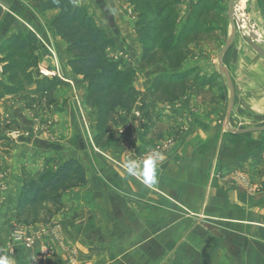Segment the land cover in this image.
Returning a JSON list of instances; mask_svg holds the SVG:
<instances>
[{
    "label": "crops",
    "instance_id": "crops-1",
    "mask_svg": "<svg viewBox=\"0 0 264 264\" xmlns=\"http://www.w3.org/2000/svg\"><path fill=\"white\" fill-rule=\"evenodd\" d=\"M42 1L0 0V40L8 33L34 32L39 39L36 49L48 50V54L39 50L36 58L52 69L54 53L63 64L69 56L49 25L56 11L43 12ZM70 1L85 6L106 35L110 31L123 41L112 58H125V43L134 39V19L126 14L125 5L114 0ZM248 6L247 19L256 35L264 38V0H249ZM237 8L244 9V0ZM242 26L249 33L245 23ZM228 35L229 22L226 39ZM124 63L134 65L126 58ZM223 65L234 89L229 127L264 126L254 119L246 122L243 115L252 104L264 112V59L237 33ZM163 70L138 71L135 89L147 90L156 71ZM64 71L67 80L81 79L68 67ZM152 110L165 117L151 118L149 123L137 103L131 112H122L115 132L123 135L117 140L103 150L90 140L84 160L64 158L81 162L86 184L66 192L62 210L53 218L54 231L63 236L64 245L55 246L57 256L49 264L62 261L64 250L73 252L75 264H264V130L228 131L222 105L187 93L179 102L157 101ZM237 121L244 125L236 126ZM168 140V148L151 150ZM140 146L155 156L153 183L144 182L145 162L138 164V175L126 170V163L133 161L131 150ZM1 200L0 196V206ZM45 238L38 235L32 248L12 242L10 264H36L33 260ZM4 248L0 243V258L7 255Z\"/></svg>",
    "mask_w": 264,
    "mask_h": 264
},
{
    "label": "rangeland",
    "instance_id": "rangeland-1",
    "mask_svg": "<svg viewBox=\"0 0 264 264\" xmlns=\"http://www.w3.org/2000/svg\"><path fill=\"white\" fill-rule=\"evenodd\" d=\"M198 1L179 0L178 2L166 1L156 3L154 6L155 12L152 15L139 10V22L140 24H146L148 17L156 19V14L162 10V21L166 16L172 15L174 37L176 38L184 27L191 8H194ZM204 1L207 4L202 10L201 18L197 22V29L193 36L190 35L191 39L186 43V48L184 49L183 47L181 52L175 56V61H179L178 65L181 71L187 70L191 73L190 79H196L195 85L203 79L209 80V84L202 88L195 86L187 94L193 97L200 96L205 102L219 103L222 105L223 111H225L227 109L229 92L223 75L218 71V53L223 47L227 36L228 19L226 7L228 0ZM248 1L244 0V9L249 12ZM114 2L116 4H124L126 14L129 18L134 19L132 29V37L134 39H128L129 42L125 43V50L123 51L124 57L130 63H134L133 66L130 64L129 67L135 69L136 74L138 71L142 72L149 68L167 69L168 59L161 49L160 36L156 43L146 44L151 47V52L145 54L143 60V40L146 38L144 34H148L147 39L151 38L153 34L150 33V37L149 30L144 25H142L143 27H139L141 32H137L135 25L137 12L134 11L128 0H114ZM166 5L169 6L166 7ZM41 17L46 20L48 18L44 13H42ZM52 17L49 18V22ZM43 18L40 19L43 20ZM164 26L162 24L161 28H164ZM10 34L12 33L6 34L0 40V43ZM104 34L111 42L107 50L109 59L114 61L121 60L122 67L128 68V66L124 67L125 58H118L117 60L112 58L118 54L115 50L117 49L116 51H118L120 49L117 45L119 43L122 44L123 41L116 35L111 34L110 31H108L107 35L105 32ZM0 36H2L1 31ZM40 48H30L28 54L35 58L39 50L48 54V50H45L44 47ZM151 53H154L153 57L150 56ZM54 54L56 60L52 69L46 68L48 66L41 63L39 58H36L37 74L40 77L58 78L65 82V86L59 87L55 91L53 101L49 106H39L38 104L27 106L25 105L23 95L5 96L0 101V137L7 139V142H9L8 148L3 146L0 149V196L2 197V204L0 206V243L1 245L4 243L5 248L3 251L7 249L5 258H7L8 264H10L12 254L15 252L12 242H20L24 248H32L37 242L38 235L45 236L46 238L42 241V245L39 248L40 253L38 256H35L33 262L36 264H41L42 262L49 264L53 256L55 257V254L57 256L56 250L64 245L62 244L63 236L54 231L52 223L53 218L58 213L47 223L41 222L27 225L21 222L16 211L21 197V188L25 181L37 179L43 169H54L64 158L77 156L84 160L85 153L89 151L87 144H89L90 140L93 143L95 134L96 112L94 109L88 107L84 101L86 83L82 79H77L78 82L74 79L72 81L67 80L63 75L65 68L68 67L66 66L67 62L63 64L56 53ZM150 61L155 63H150ZM159 73L156 71L155 76ZM0 79H4L2 65H0ZM184 96L170 102H179ZM57 109H61L62 113H58ZM246 110L247 112L243 114L246 117V122H249L247 119H254L253 121L257 122V124L264 125V112H259V104L247 105ZM163 117L165 116H160L152 110V120L153 118L160 119ZM152 120L147 121L151 123ZM55 123L59 124L55 126ZM235 125L241 127L244 125V122L239 124L237 121ZM122 133V131L115 132L114 130L111 134V141L117 140L119 135H123ZM169 143V140L158 143L157 147L155 146L151 150H163L170 146ZM104 148L96 147L97 150H103ZM151 150L144 152L143 146L133 148L131 150L133 161L138 165L139 163L146 162L149 158L153 159L155 156L152 155L153 152ZM35 174L38 175L35 177ZM65 194L66 192L63 194V197ZM52 233L54 237H52ZM28 239L31 240V243L28 242ZM55 246L57 249H55ZM63 254V260L59 262L56 260V264L77 263L72 251L64 250Z\"/></svg>",
    "mask_w": 264,
    "mask_h": 264
},
{
    "label": "trees",
    "instance_id": "trees-1",
    "mask_svg": "<svg viewBox=\"0 0 264 264\" xmlns=\"http://www.w3.org/2000/svg\"><path fill=\"white\" fill-rule=\"evenodd\" d=\"M178 2L179 0H128L136 11V30L144 25L150 33L143 42V57L151 52L148 43H156L159 36L161 49L168 59V67L156 75L151 86L144 92L135 89L136 70L123 68L121 60H111L107 50L111 44L105 37L94 17L83 5L70 0H43V12L56 11L49 25L56 35L65 43L69 58L67 66L73 74L86 83L85 104L96 112L95 134L93 143L97 148L106 147L111 142V134L122 122V112H131L137 103L140 114L145 120L151 119L154 104L159 100L173 101L191 91L195 86L203 87L209 80L203 79L195 85L189 71H181L179 54L197 29V22L206 7L204 0H199L191 8L186 23L179 35L174 37L172 15L162 21V10L156 19H147L146 24L139 22V10L150 15L155 12V4L159 2ZM171 4V3H170ZM169 5H166V7ZM3 9L0 6V19ZM164 24V28L161 25ZM143 27V26H142ZM39 43L37 35L32 31L12 33L0 43V101L5 96L23 95L25 105L49 106L55 91L65 82L58 78L40 77L37 74V60L28 51ZM151 57L154 53H151ZM150 63H155L150 61ZM8 140L0 137V149L9 147ZM86 184V174L81 163L69 158L59 163L54 169H43L37 179L25 181L21 188V197L16 211L21 222L27 225L49 222L62 209L63 194L71 189ZM33 212V213H32Z\"/></svg>",
    "mask_w": 264,
    "mask_h": 264
},
{
    "label": "water",
    "instance_id": "water-1",
    "mask_svg": "<svg viewBox=\"0 0 264 264\" xmlns=\"http://www.w3.org/2000/svg\"><path fill=\"white\" fill-rule=\"evenodd\" d=\"M238 3H239V0H228V3H227L226 16L230 24L231 31L223 47L220 49L218 53V71L220 74L223 75L226 85L228 87V92H229L224 126L228 131L238 133V134H245V133H250V132H255V131H263L264 126L257 127V128L244 129V130H236V129H232L231 127H229V119H230V115L233 109V102H234V89H233V85H232L229 73L223 65V57L226 51L231 46V44L233 43L236 34L242 33L246 42L251 47V49L264 59V38L256 35L255 27H253L251 22L247 19L248 11H245L244 15L242 14L241 11H237ZM248 9L251 10V7L248 6ZM243 22L245 23L246 28L248 29L249 33H245L242 27Z\"/></svg>",
    "mask_w": 264,
    "mask_h": 264
},
{
    "label": "clouds",
    "instance_id": "clouds-1",
    "mask_svg": "<svg viewBox=\"0 0 264 264\" xmlns=\"http://www.w3.org/2000/svg\"><path fill=\"white\" fill-rule=\"evenodd\" d=\"M155 166H156V161L153 160L152 158H149L145 162V171H144V182L145 183H153L155 182ZM126 170L129 174L131 175H138V165L135 161H129L125 165ZM0 264H8L7 258H0Z\"/></svg>",
    "mask_w": 264,
    "mask_h": 264
},
{
    "label": "bare ground",
    "instance_id": "bare-ground-1",
    "mask_svg": "<svg viewBox=\"0 0 264 264\" xmlns=\"http://www.w3.org/2000/svg\"><path fill=\"white\" fill-rule=\"evenodd\" d=\"M238 5V4H237ZM237 11H238V8H237ZM241 12H242V14L244 15V12H245V9H241L240 10ZM244 23V22H243ZM243 27V26H242ZM245 27H246V25H245ZM244 29V28H243ZM245 30V29H244ZM230 31H231V27H230V24H229V34H230ZM245 33H246V31H245Z\"/></svg>",
    "mask_w": 264,
    "mask_h": 264
},
{
    "label": "built area",
    "instance_id": "built-area-1",
    "mask_svg": "<svg viewBox=\"0 0 264 264\" xmlns=\"http://www.w3.org/2000/svg\"><path fill=\"white\" fill-rule=\"evenodd\" d=\"M28 242H29V243H31V240H30V239H28Z\"/></svg>",
    "mask_w": 264,
    "mask_h": 264
}]
</instances>
